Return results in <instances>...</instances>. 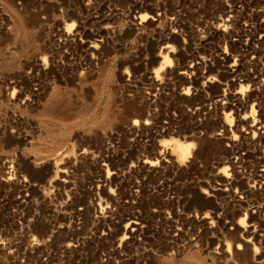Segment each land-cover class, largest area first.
Returning a JSON list of instances; mask_svg holds the SVG:
<instances>
[{"label": "rangeland", "instance_id": "obj_1", "mask_svg": "<svg viewBox=\"0 0 264 264\" xmlns=\"http://www.w3.org/2000/svg\"><path fill=\"white\" fill-rule=\"evenodd\" d=\"M3 8L0 264L18 237L51 241L37 264H264V0ZM33 12L40 37L19 44L10 21ZM11 157L29 197L3 179Z\"/></svg>", "mask_w": 264, "mask_h": 264}, {"label": "built area", "instance_id": "obj_2", "mask_svg": "<svg viewBox=\"0 0 264 264\" xmlns=\"http://www.w3.org/2000/svg\"><path fill=\"white\" fill-rule=\"evenodd\" d=\"M5 182H10L15 185H17L22 193H24L26 196L29 197V190L31 188V183L25 177L22 175L18 170V165L16 163L15 158L11 157L6 160L5 162V176H4ZM82 210V209H81ZM79 216L80 213H77ZM26 240V243H25ZM22 237H18L13 239L11 242L8 243V254L13 259V264H37L35 259L37 258L36 254L39 251H35V249L39 250L40 248L44 247H52L53 244L51 241L48 243H45V241L40 242L39 240L34 239V241L30 242L28 239H25ZM2 246V245H0ZM4 248L6 247L5 244H3ZM69 250H74L72 252V256L77 255V249L79 246V238L73 239L72 242L69 245ZM68 250V253H70ZM52 256L50 253H41L39 257L40 264H51ZM85 259L79 258L77 259V262L72 261L71 263H67L66 261L62 262V264H87V262H84Z\"/></svg>", "mask_w": 264, "mask_h": 264}, {"label": "bare ground", "instance_id": "obj_3", "mask_svg": "<svg viewBox=\"0 0 264 264\" xmlns=\"http://www.w3.org/2000/svg\"><path fill=\"white\" fill-rule=\"evenodd\" d=\"M4 1V0H3ZM38 1V0H37ZM9 3H11L10 5H12V2H8L7 4H9ZM23 3V2H22ZM6 4V3H5ZM16 5V4H15ZM23 6H24V4H23ZM23 6H21V7H23ZM43 6H44V4H43ZM54 6V5H53ZM10 7V6H9ZM12 7V6H11ZM48 7V6H47ZM47 7H46V9H47ZM50 8H51V6H50ZM54 8V7H53ZM56 8V7H55ZM12 9V8H11ZM11 9H9V10H11ZM21 9V8H20ZM28 10V9H27ZM1 11V14L2 15H6L7 14V10L5 9V8H3V9H1L0 10ZM16 11V10H15ZM31 11V10H30ZM50 11V10H49ZM48 11V12H49ZM19 12H20V10H19ZM32 12V11H31ZM51 12V11H50ZM34 13V12H33ZM61 16V15H60ZM58 17V16H57ZM26 21L23 23V22H20V19H19V21L18 20H14V23H13V21L11 20L10 22L12 23V24H14L13 26V28L14 29H17V31H18V35H17V37H16V39H17V41L18 42H20L19 44H27V45H33L34 44V38H35V41H36V39H37V36L38 35H40V33L42 32V30H43V24H44V21L42 20V17H41V12H35L34 14H32L29 18H27V19H25ZM47 20V19H46ZM45 20V21H46ZM232 20V19H231ZM47 21H49L50 22V20H47ZM230 23V22H229ZM108 27V26H107ZM106 27V28H107ZM11 30H12V28H11ZM13 33H14V30H13ZM15 34V33H14ZM40 36H38V38H39ZM8 37H6V39H7ZM70 38V37H69ZM6 39H4V41H6ZM65 39V38H64ZM66 40V39H65ZM2 42V41H1ZM17 42V43H18ZM35 45H37V43L35 44ZM8 46H9V44H8ZM25 46V45H24ZM23 47V46H22ZM37 47H38V49L37 50H39V46L37 45ZM7 48V45L5 46V49ZM35 48V47H34ZM33 48V50H35ZM2 49V48H1ZM7 49H9V47L7 48ZM6 49V50H7ZM26 49V48H25ZM5 50V51H6ZM37 50H35V51H37ZM4 51V52H5ZM8 51V50H7ZM14 51H16V50H14ZM25 51V50H24ZM23 51V52H24ZM90 51V53L92 52L91 50H88V52ZM10 52V51H9ZM8 52V53H9ZM94 52V51H93ZM14 53H16V52H14ZM13 53V54H14ZM1 54V53H0ZM2 54H3V52H2ZM36 54V53H35ZM4 55V54H3ZM16 55H18V57L16 56ZM99 55V54H98ZM10 56V55H9ZM12 56V60H13V55H11ZM11 56H10V58H11ZM27 56H30V55H27ZM8 57V56H7ZM15 57H17V59L19 58V54H15L14 55V58ZM25 57H26V54H25ZM32 57H33V55H32ZM89 57V56H88ZM100 57V56H99ZM0 58H2V62H0V63H2V65L3 66H5V63H7L6 62V55H5V58H3V56L1 57L0 56ZM27 58V57H26ZM25 58V59H26ZM29 58V57H28ZM98 58V57H97ZM8 60H10V59H8ZM88 60V59H87ZM102 60V59H101ZM166 62H170V59H169V57L168 56H166ZM12 63H13V61H11ZM15 62V61H14ZM94 61H92V63H93ZM98 62V61H97ZM102 62V61H101ZM9 63H10V61H9ZM23 63V62H22ZM33 63V62H32ZM94 64V63H93ZM7 66H8V64H6ZM11 65V64H10ZM15 65V64H14ZM92 65V64H91ZM95 65V64H94ZM93 65V66H94ZM31 66V65H30ZM13 67V66H12ZM11 67V68H12ZM22 67V66H21ZM1 68H2V66H1ZM7 68V67H6ZM14 68V67H13ZM19 68H20V66H19ZM5 69V68H4ZM17 69V68H16ZM34 69V68H33ZM36 69V68H35ZM3 70V69H2ZM2 70L0 71L1 73H2ZM35 71V70H34ZM7 72V71H6ZM6 72H4V73H6ZM40 74H41V71H40ZM13 76V75H12ZM82 76H83V74H82ZM1 77V76H0ZM82 78V77H81ZM83 78H84V80H86L85 79V76H83ZM34 81V80H33ZM80 82H83L82 80H80ZM4 83V82H3ZM79 85V84H78ZM54 88H55V90H54ZM56 88H57V86H53V88H52V90H54V92L52 93V94H54L55 96H56V94H59V93H57L56 92ZM81 88V87H80ZM219 89V88H218ZM58 90V89H57ZM59 91V90H58ZM50 96L52 97V95H51V93H49V98H50ZM55 96H53V97H55ZM52 97V98H53ZM44 98V97H43ZM48 98V99H49ZM1 99V98H0ZM12 99V98H11ZM33 99V98H32ZM49 100H52V99H49ZM48 102V101H47ZM59 103H60V100L58 101ZM64 103V101H62V103L61 104H63ZM66 103V102H65ZM64 103V104H65ZM45 104H46V102H45ZM60 104V105H61ZM63 104V105H64ZM67 104H68V102H67ZM46 105H48V104H46ZM46 105H44V106H46ZM43 106V107H44ZM67 106V105H66ZM65 106V107H66ZM43 107H42V109H43ZM65 107H61V106H59V104H57V103H52L50 106H49V113H51V114H56V113H60V111L62 110V109H64ZM46 108V107H45ZM45 108H44V110H45ZM133 108V107H132ZM41 109V110H42ZM110 109V108H109ZM47 110H48V108L46 109V112H47ZM43 111V110H42ZM42 111H41V113H42ZM45 112V111H44ZM109 112V110L107 109V113ZM142 112V111H141ZM106 113V112H105ZM106 113V114H107ZM109 114H111V112L109 113ZM43 116V115H42ZM45 117V116H44ZM49 117V116H48ZM52 117V116H51ZM54 118L53 119H55V116H53ZM57 117V116H56ZM104 117H105V115H104ZM110 117V116H109ZM58 118V117H57ZM128 120V119H127ZM126 120V121H127ZM108 122H110V121H108ZM116 123V122H115ZM120 123V122H119ZM131 123H133L132 125L133 126H137L138 125V123H139V121L138 120H136V119H134V121H132ZM107 124V123H106ZM110 124V123H109ZM39 138V137H38ZM38 141V140H37ZM33 142V143H38V142ZM177 145V144H176ZM180 146H181V144H180ZM177 147H179L178 145H177ZM181 150V154H187L188 152H189V148L188 147H186V148H181L180 149ZM38 161H40L39 159H37ZM36 160V161H37ZM36 161H34V162H36ZM37 161V164L39 163ZM146 163V162H145ZM152 167L155 165L153 162H150L149 163ZM64 173V172H63Z\"/></svg>", "mask_w": 264, "mask_h": 264}]
</instances>
